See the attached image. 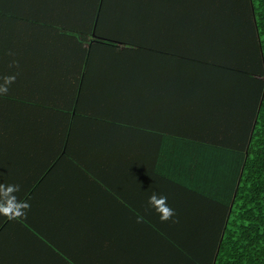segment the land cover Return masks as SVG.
<instances>
[{"label": "crops", "instance_id": "0c3cea01", "mask_svg": "<svg viewBox=\"0 0 264 264\" xmlns=\"http://www.w3.org/2000/svg\"><path fill=\"white\" fill-rule=\"evenodd\" d=\"M6 4L28 16L16 34L7 26L12 42L0 54V76L20 73L0 96V183L19 185L30 209L18 221L0 215V264H191L152 230L188 224L161 222L148 199L173 205L183 195L175 184L202 159L193 121H246L247 109L233 106L245 105L237 88L250 83L232 62L249 53V1ZM79 72L81 96L72 92ZM159 120L188 140L159 137ZM151 163L166 179L145 178Z\"/></svg>", "mask_w": 264, "mask_h": 264}, {"label": "trees", "instance_id": "16d2710c", "mask_svg": "<svg viewBox=\"0 0 264 264\" xmlns=\"http://www.w3.org/2000/svg\"><path fill=\"white\" fill-rule=\"evenodd\" d=\"M248 1L252 6L248 13L249 53L239 57V63H233L230 56L201 57L225 69L229 62L243 64L236 68L246 77V84H250L247 90L242 85L237 88L241 93L239 96L245 98L242 100L245 105L233 107L247 109L246 121L234 118L206 120L204 127L192 122L190 128L200 133L189 140L197 145V156L202 159L191 171L190 179L187 175L180 184H175L183 195L175 196L169 202L173 203L169 206L175 210L173 219L176 223L188 225L181 224L173 232H163L161 227H153L158 224L151 219L150 213L140 214L143 223L171 241L168 248L174 251L176 260L187 258L191 264H264V0ZM27 16L18 9H9L6 0H0L1 55L9 52L12 42L7 26L16 34ZM15 75L17 78L20 73ZM75 76L77 82L72 92L81 96L85 78L80 72L78 77L77 73ZM207 81L210 84V80ZM229 82L232 88L233 80L227 83L219 80L217 83L226 85ZM163 122L159 120V131L163 127L166 131H160L159 137L173 134L174 138L188 140L178 134L169 121L161 125ZM175 123L177 128L179 121ZM116 161L117 164L118 158ZM159 175L151 163L145 178ZM159 177L160 180L166 179Z\"/></svg>", "mask_w": 264, "mask_h": 264}, {"label": "clouds", "instance_id": "9594fccd", "mask_svg": "<svg viewBox=\"0 0 264 264\" xmlns=\"http://www.w3.org/2000/svg\"><path fill=\"white\" fill-rule=\"evenodd\" d=\"M13 55V53H9ZM16 61H12L9 67H18ZM16 75L0 76V96H5L9 92L10 86L15 83ZM20 191V186L16 184L0 183V215L6 217L9 221H18L27 218V211L30 204L17 198L16 193ZM148 203L158 214L161 222L173 220L176 213L167 202V197L153 193ZM175 222V221H173Z\"/></svg>", "mask_w": 264, "mask_h": 264}]
</instances>
